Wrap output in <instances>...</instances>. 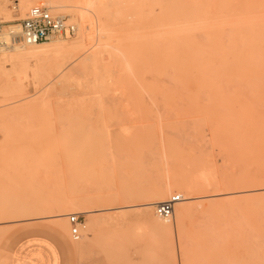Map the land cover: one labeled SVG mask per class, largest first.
I'll return each mask as SVG.
<instances>
[{
  "label": "rangeland",
  "instance_id": "374dc122",
  "mask_svg": "<svg viewBox=\"0 0 264 264\" xmlns=\"http://www.w3.org/2000/svg\"><path fill=\"white\" fill-rule=\"evenodd\" d=\"M52 1L64 6L54 12L70 20L74 10L81 9L92 23L85 50L69 51L70 58L65 60L56 55L63 59L58 61H65L63 72L55 56L44 57L39 59L43 65L37 61L38 77L30 75L25 80L23 95L0 94V238L8 234L4 242L9 258L14 250L25 254L36 248L30 247L32 243L39 242L40 247L46 243L56 249L60 264H264V212L259 229H245L240 198L264 194L255 190L263 183L258 176L264 170V77L260 72L253 71L256 87L224 85L223 74L218 79L220 88L209 86L211 77L205 73L211 75L223 57L214 50L226 44L180 41L177 49L172 44L173 57L165 61L164 0ZM192 1L169 0V7L177 8L173 15L177 22L191 9ZM17 4L18 0H0V21L7 12L14 16L13 21L0 22L2 29L19 23ZM100 18L112 31L104 46ZM70 21L77 27L74 40L78 21ZM55 40L65 39L56 37L44 44ZM224 57L231 65L238 60L230 59L228 53ZM173 84L178 86L176 91ZM136 108L148 110V117L130 120L128 113ZM215 170L222 179L221 193L203 201L220 203L215 209L193 211L176 221L174 213L169 223L158 219L167 228L159 229L148 223L144 207L137 206L141 199L155 200L157 186L163 190L172 181L194 176L210 179ZM228 176H249L248 193L230 191L233 186L223 178ZM88 188L120 193L116 202H127L132 208L119 220L106 215L105 226L97 227L94 219L99 212L72 211L66 203L74 193ZM181 189L180 183L173 185L165 201L182 194ZM199 192L190 194L193 199L188 204L202 202ZM229 192H236L233 196L240 199L221 203ZM56 214H69L62 223L67 233L54 225ZM71 215L86 224L79 226V240L71 235ZM110 221L112 226L121 224L120 228L112 229ZM214 230L221 236L218 245L213 241Z\"/></svg>",
  "mask_w": 264,
  "mask_h": 264
},
{
  "label": "bare ground",
  "instance_id": "6f19581e",
  "mask_svg": "<svg viewBox=\"0 0 264 264\" xmlns=\"http://www.w3.org/2000/svg\"><path fill=\"white\" fill-rule=\"evenodd\" d=\"M82 1L85 3H89V4H94V0H82ZM177 2L181 4V0L179 1L177 0ZM210 2H212L211 8L208 7ZM60 3L61 2L59 1H52V0H18V4H17L18 10L17 11H20L21 13V16H19V18L23 19L25 15L27 14V12L29 11V9L33 6H37V5L38 6H49L51 9H55V8L58 9V8L64 7ZM167 3L170 4L171 2H169V0L162 1V5L164 4L162 8V12H163L162 13V53H164V56L166 57L165 61L168 62L170 60V57H173L172 54L175 52V48L173 46L176 47V44H179L180 41L192 42L195 44L196 43L197 44L198 43H210L213 45L226 44L227 47L215 48L214 50V51L222 53L223 57L221 58V60H218L216 62L218 66L214 67V72H212L211 75L210 73L208 74L205 73V75H208L211 77V80L208 83V85L211 87H214V86L219 87L221 83L219 82L218 79L223 74L224 77L222 76V78L225 79L224 85L230 84V85H233L234 88L236 89H244L246 87L258 86L257 81L253 79V71L254 70H256L257 72L259 71L260 75L264 77V0H193L191 2L192 3L191 9H189L187 12L184 13L183 19L182 20L180 19L181 22H177L173 16L176 13L177 8L173 9L169 7ZM0 14H1V9H0ZM3 14L4 13H2V15ZM5 14L6 15H4L5 16L4 19H2V21L0 22L2 23L10 22L14 20V16L12 12H7ZM70 18H71L70 20H73L74 22L78 21V34L75 37V39L71 40V38L74 37L77 32H75V34L73 35H70L68 38H63L65 39L64 41L55 40V41H52V43L49 45H45L44 43L32 44V45L22 43L18 39V37L20 36V32H21L19 23H13V24H9L8 26H4V29H2L0 32V94L10 95L11 93L12 95L13 92H16V93L19 92L20 94H22L23 89H24L23 87H24L25 80L30 75L38 77L39 66L37 64V61L39 59H42L48 56H55L56 60L57 58L58 59L60 58L61 60L62 59L61 57H63V59L65 60V58L68 57L69 55L68 54L69 51H70V54H72L73 52H76L78 54L80 52H77V51H83L86 49L87 47L86 39L88 38V29H89V25L92 23L90 19L88 18V14L86 13V11L78 9V10H74V13L73 15H70ZM99 22H101V24H99L98 26V27L101 26L100 34H102L101 37L102 39H104V41L101 43L104 46V44L107 43L105 42V39L110 38L112 31H111V28H109L107 24L102 22L101 18L99 19ZM87 41H89V39ZM202 50L203 49H198V51H202ZM62 53L63 54L66 53L67 55H63ZM225 53L226 54L228 53V55H230L231 57L230 59L232 58L238 59L234 65H231L229 63V60L224 57L226 55ZM56 55H59L61 57L56 58ZM69 58L70 57H68V59ZM45 60L44 62L47 63V61ZM60 60L59 61L57 60L58 61L57 64L60 63L59 66L61 67V63H65V61L61 62ZM41 62L42 61H40L39 63ZM201 64L203 65L204 63H201ZM130 67L131 66H129V68ZM180 69L181 67H179L177 71L181 72ZM221 69L223 71H221ZM60 70H59L60 72H63L64 71L63 67H61ZM162 73H165V72L162 71ZM59 74L60 73H58V75ZM176 74H179V73H176ZM164 80L166 79L164 78ZM168 80L169 79H167L166 81ZM167 83H170V82H167ZM178 83L180 84V82ZM180 87L181 86H179V90H180ZM169 88L170 86H168V90L172 88V89H175L174 91H176L178 86L176 88V86L173 84V86L170 89ZM165 91L168 92L166 89ZM184 91L185 90H183V92ZM170 92L172 94V91ZM183 92L180 91V93L184 97ZM188 93L191 94L190 91H188ZM162 94H164V92H162ZM177 95H180V94L178 93ZM182 100H186V99L183 98ZM172 103H174V100ZM132 110L131 112L133 113L131 114L128 113L130 120L132 121L136 119L138 115H142L145 118L148 117L149 111L146 109L143 110V108L142 109L136 108L134 111ZM153 117L156 118L154 115ZM159 119H156V120L158 121ZM213 175L214 176H212V178L210 179L208 178L209 176L208 177L203 176V174H202L203 177L199 176L202 179L195 177V176H194L195 178L192 177L193 179L191 178L189 180H184V181L177 179L176 181L170 182V184L164 187L163 190H162V185L157 186L155 190L153 189L155 192L156 199L155 200H150L147 198L141 199L140 201L142 203L137 206L144 207L142 209L144 211V214L143 213L142 214L146 216V219L147 221H149L148 222L149 224L153 223L159 229L160 228L167 229L166 227L160 224L158 219H160L162 222H165V223H169L172 219L166 221V220H163L161 217H159L157 214H155L154 212L155 205L164 202L166 196L172 192L173 185H177L178 183H180L182 185L181 190L183 192L182 194H180L182 196L181 198L182 202L179 201L177 203V207L174 211L175 213L174 221H176L177 219L183 220L185 217L189 216L190 213L192 214L193 211H203L205 209H211V208L215 209V205L220 204L217 201H207V203L203 202V201H206L204 199L210 198L214 195H218L221 193L218 186L220 183H222V179H220L221 177L219 174H217L216 170ZM259 175L260 176L258 177L263 180V183H261L260 185H256L257 188L255 190L263 191L264 190V170ZM223 178L227 184L233 186L231 188L232 190L230 191L241 190L245 193H248L245 188L247 186V182L249 181V176L247 178H245V176L244 177L240 176L239 178L228 176L226 178L225 177ZM238 184H241L240 187H238ZM97 191L98 192L94 191L93 189L91 191V189L88 188L87 191H82L81 189V191L74 193L72 197H70V199L66 201V203L69 205V209L72 211L75 210L76 212H79V210H82L83 213H88V214L99 212L100 215H98L94 219L96 226L98 227L104 224V218L106 217V215L108 216L113 215L117 220H119V217L121 216L123 217L127 215V212H125L126 209L132 208V206L127 204V202L126 204H121V203L116 202L117 199L119 198L120 193L119 194L114 193V192L113 193H102L104 191H99L98 189ZM194 191H201L198 193L200 195L199 199H203V200L202 202H199L198 204H188V201L193 199L190 196V194ZM186 194L188 196H186ZM235 194L237 193L229 192V194H227L229 196L225 198L224 200H222L221 203L236 202L237 200L241 198L242 200L241 214H242V221H243V225L245 229L247 230L255 229V228L259 229L261 226V222H262V213L264 212V208H262V206H264V194H258V195L245 194L244 196L240 198H238V196H233ZM67 215L69 214H56L52 216V218L56 219L55 223L63 226L62 223L64 222V219L67 217ZM112 222H111V227L113 229V226H116V225L112 226ZM114 223L116 224V222ZM107 224L108 225L106 226H109V223ZM81 226L85 228L86 224L82 223ZM104 226L105 225H103L102 228ZM118 226H121V224L118 225L117 223L116 227ZM117 230L115 228V231ZM220 238H221L220 233L214 230V233H213L214 240L213 241L215 245H218L217 242L220 240Z\"/></svg>",
  "mask_w": 264,
  "mask_h": 264
},
{
  "label": "built area",
  "instance_id": "2783aa9c",
  "mask_svg": "<svg viewBox=\"0 0 264 264\" xmlns=\"http://www.w3.org/2000/svg\"><path fill=\"white\" fill-rule=\"evenodd\" d=\"M21 28L19 41L25 44L45 43L53 38H68L75 34L76 25L69 18L61 13L54 12L47 6H33L29 9L23 19L18 20ZM0 23V32L2 30ZM180 194H174L166 201L155 205V213L163 220L172 219L175 205L181 201ZM71 235L74 240H79V226L81 225L78 215L70 216Z\"/></svg>",
  "mask_w": 264,
  "mask_h": 264
},
{
  "label": "crops",
  "instance_id": "0c3cea01",
  "mask_svg": "<svg viewBox=\"0 0 264 264\" xmlns=\"http://www.w3.org/2000/svg\"><path fill=\"white\" fill-rule=\"evenodd\" d=\"M28 220V219H22ZM57 228L61 229L63 232L67 233L66 227L59 225L54 222ZM58 234V232H56ZM6 234L0 238V264H6L8 261L10 264H60V259L56 249L49 244L43 243L45 247H40L39 242L32 243L30 247H36L27 253H22L21 251L14 250L9 258L6 244L4 239L7 237ZM39 244V245H38ZM46 248V249H44Z\"/></svg>",
  "mask_w": 264,
  "mask_h": 264
}]
</instances>
